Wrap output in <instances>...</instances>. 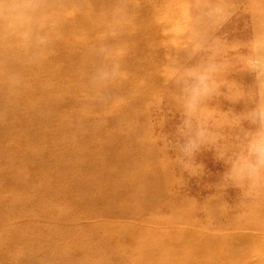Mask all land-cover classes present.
Listing matches in <instances>:
<instances>
[{
	"label": "rangeland",
	"instance_id": "1",
	"mask_svg": "<svg viewBox=\"0 0 264 264\" xmlns=\"http://www.w3.org/2000/svg\"><path fill=\"white\" fill-rule=\"evenodd\" d=\"M257 61L264 0H0V264H264V194L225 178ZM208 62L235 119L189 158Z\"/></svg>",
	"mask_w": 264,
	"mask_h": 264
},
{
	"label": "clouds",
	"instance_id": "2",
	"mask_svg": "<svg viewBox=\"0 0 264 264\" xmlns=\"http://www.w3.org/2000/svg\"><path fill=\"white\" fill-rule=\"evenodd\" d=\"M248 70L258 82L256 103L241 118L249 128L245 130L242 148L228 161L229 170L225 178L232 190L252 199L264 194V84L259 83L264 80V63L257 61ZM220 71V66L208 62L194 64L183 72L180 94L184 101L183 126L188 138L182 151L189 158H194L195 149L200 144L210 142L207 137L212 133L205 127L206 121L213 120L217 127H224L231 126L235 119L207 107V101L221 94L213 79Z\"/></svg>",
	"mask_w": 264,
	"mask_h": 264
},
{
	"label": "bare ground",
	"instance_id": "3",
	"mask_svg": "<svg viewBox=\"0 0 264 264\" xmlns=\"http://www.w3.org/2000/svg\"><path fill=\"white\" fill-rule=\"evenodd\" d=\"M63 9V8H62ZM62 11V10H61ZM61 15L60 14H58V19H59V17H60ZM143 30V29H142ZM116 36L118 37V38H120L121 36L120 35H117L116 34ZM169 154V153H168ZM161 189V186H160V188H159V190ZM123 236V235H122ZM124 239H127L126 237L124 238ZM177 242H175V244H176Z\"/></svg>",
	"mask_w": 264,
	"mask_h": 264
}]
</instances>
